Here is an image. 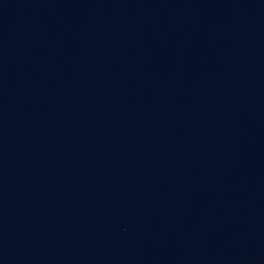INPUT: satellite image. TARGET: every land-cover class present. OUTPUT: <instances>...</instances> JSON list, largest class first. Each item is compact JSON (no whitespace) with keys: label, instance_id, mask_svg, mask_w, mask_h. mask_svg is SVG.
<instances>
[{"label":"water","instance_id":"95a60500","mask_svg":"<svg viewBox=\"0 0 264 264\" xmlns=\"http://www.w3.org/2000/svg\"><path fill=\"white\" fill-rule=\"evenodd\" d=\"M0 264H264V0H0Z\"/></svg>","mask_w":264,"mask_h":264}]
</instances>
